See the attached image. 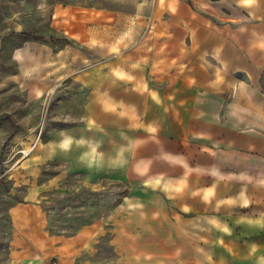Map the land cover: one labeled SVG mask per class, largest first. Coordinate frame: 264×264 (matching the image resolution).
I'll use <instances>...</instances> for the list:
<instances>
[{"label": "crops", "instance_id": "1", "mask_svg": "<svg viewBox=\"0 0 264 264\" xmlns=\"http://www.w3.org/2000/svg\"><path fill=\"white\" fill-rule=\"evenodd\" d=\"M82 14L87 23L59 34L107 52L110 15ZM138 34L122 37L104 63H80L67 45L26 42L9 53L36 97L67 79L88 89L82 122L59 130L28 168L58 159L66 163L59 178L130 185L102 223L114 227V261L80 260L94 240L75 235L72 264H264V0H154L148 33ZM34 195L31 185L22 201ZM21 206L8 210L16 228ZM49 239L56 253L69 250ZM13 243L33 253L43 245ZM14 253L27 264L22 250Z\"/></svg>", "mask_w": 264, "mask_h": 264}, {"label": "rangeland", "instance_id": "2", "mask_svg": "<svg viewBox=\"0 0 264 264\" xmlns=\"http://www.w3.org/2000/svg\"><path fill=\"white\" fill-rule=\"evenodd\" d=\"M153 7L154 0H0V264H16L19 258L14 252L18 249L27 258V264H50L57 261V256L59 264L67 261L72 264L71 238L75 235L83 237L85 243L89 237L94 240L93 253L82 254L80 260L113 262L115 254L109 241L115 234L114 227L111 222L102 223L128 186L100 179L87 181L83 174L67 173L59 178V171L66 169V163L58 159L39 164L37 169L28 168L31 157L42 145L52 142L48 145L54 146L59 130L82 122L88 89L67 79L61 84L53 82L48 93L36 97L39 90L26 91L21 72L10 60V51L26 42L36 43L43 50L45 46L56 50L67 45L75 49L80 63H104L109 56L119 54L122 37L131 40L137 33L141 37L148 33ZM74 11H79V17L71 14ZM88 11L110 15L106 24L110 23L112 40L107 52L101 51L104 45L99 43L95 50H90L86 37L83 43L70 40L67 34L64 35L68 38L62 37L58 32L59 29L71 32L73 21L87 23L82 13ZM103 27L101 20V30ZM34 60L38 82L41 63L38 57ZM41 77L46 81V71ZM32 146L30 154L23 158L20 151ZM31 185L34 199L22 201ZM17 200L25 206L20 208L24 220L16 228L11 224L8 210ZM89 224L92 227H85ZM53 237L69 245L65 254L56 253L57 243L49 239ZM20 238L33 241L34 246L42 240L43 245L38 250L34 248L33 253L28 246L15 247L13 240Z\"/></svg>", "mask_w": 264, "mask_h": 264}, {"label": "built area", "instance_id": "3", "mask_svg": "<svg viewBox=\"0 0 264 264\" xmlns=\"http://www.w3.org/2000/svg\"><path fill=\"white\" fill-rule=\"evenodd\" d=\"M32 149H33V146L30 147L29 149H27L26 151H20L22 157L24 158V157L28 156L30 154V152L32 151ZM51 264H57V262H52Z\"/></svg>", "mask_w": 264, "mask_h": 264}, {"label": "trees", "instance_id": "4", "mask_svg": "<svg viewBox=\"0 0 264 264\" xmlns=\"http://www.w3.org/2000/svg\"><path fill=\"white\" fill-rule=\"evenodd\" d=\"M0 169H1V162H0ZM118 201V200H117ZM115 206V204L113 206H111V208H113Z\"/></svg>", "mask_w": 264, "mask_h": 264}, {"label": "water", "instance_id": "5", "mask_svg": "<svg viewBox=\"0 0 264 264\" xmlns=\"http://www.w3.org/2000/svg\"><path fill=\"white\" fill-rule=\"evenodd\" d=\"M10 194H12V193H10Z\"/></svg>", "mask_w": 264, "mask_h": 264}]
</instances>
